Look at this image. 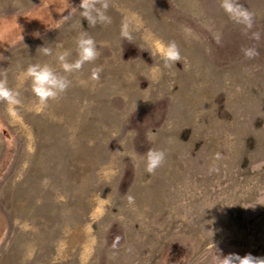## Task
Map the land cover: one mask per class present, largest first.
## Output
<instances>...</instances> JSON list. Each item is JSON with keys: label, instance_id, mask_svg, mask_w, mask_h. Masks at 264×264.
Listing matches in <instances>:
<instances>
[{"label": "rangeland", "instance_id": "374dc122", "mask_svg": "<svg viewBox=\"0 0 264 264\" xmlns=\"http://www.w3.org/2000/svg\"><path fill=\"white\" fill-rule=\"evenodd\" d=\"M106 2L111 22L91 25L79 0H0V83L20 101L0 98V264L264 259V0H238L250 29L222 0ZM82 33L96 59L40 106L23 69L61 71L55 53L75 59ZM151 148L166 158L146 174Z\"/></svg>", "mask_w": 264, "mask_h": 264}, {"label": "clouds", "instance_id": "9594fccd", "mask_svg": "<svg viewBox=\"0 0 264 264\" xmlns=\"http://www.w3.org/2000/svg\"><path fill=\"white\" fill-rule=\"evenodd\" d=\"M221 7L230 19L244 26L245 29L252 27L253 14L248 11L238 0H222ZM108 4L106 0L97 3V0H79V10L82 17L87 19L88 24L110 23L111 17L107 15L106 9ZM70 14V11L68 12ZM137 30L136 26L129 19H125L121 24L120 35L127 40L133 39L132 33ZM39 35V33H36ZM253 37L258 38V33H253ZM76 58L69 60L68 50L55 53V59L59 63L61 71H57L48 63H31L23 69L21 73V82L28 81L31 92L36 97L40 106L45 105L50 99H55L63 93L69 86L70 80L68 74L79 71L82 66L96 59L98 55L97 44L95 40L82 33L78 35L76 41ZM44 55H52L53 49L47 45L39 47ZM246 57L258 55L254 47L242 49ZM157 54L167 67L170 63L180 61V52L175 42L157 48ZM98 73L93 72L92 78H97ZM0 98L9 103H19V93L17 90L7 87L0 83ZM166 153L161 148H151L147 151L143 160V167L146 174H152L165 161ZM129 202L133 200L132 196L128 197ZM215 246V245H214ZM215 264H264V259L253 256L251 253L240 255L236 252H230L225 255L218 254L214 257Z\"/></svg>", "mask_w": 264, "mask_h": 264}]
</instances>
